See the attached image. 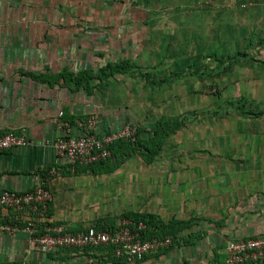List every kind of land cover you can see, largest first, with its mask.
<instances>
[{
  "label": "crops",
  "instance_id": "1",
  "mask_svg": "<svg viewBox=\"0 0 264 264\" xmlns=\"http://www.w3.org/2000/svg\"><path fill=\"white\" fill-rule=\"evenodd\" d=\"M179 9L177 0H0V132L29 140L0 151V191L43 182L53 194L34 208L0 207V226L15 227L0 228V264H226L227 239L264 231V152L247 170L165 150L138 170L144 192L130 205L113 198L130 169L72 167L52 148L59 111L73 130L92 115L95 132L130 123L142 139L153 134L164 120L156 80L186 45ZM127 212L153 220L146 235L169 243L129 263L107 245L45 250L32 241L56 225L115 227Z\"/></svg>",
  "mask_w": 264,
  "mask_h": 264
},
{
  "label": "rangeland",
  "instance_id": "2",
  "mask_svg": "<svg viewBox=\"0 0 264 264\" xmlns=\"http://www.w3.org/2000/svg\"><path fill=\"white\" fill-rule=\"evenodd\" d=\"M177 5L179 34L183 29L185 35L178 39L186 45L173 71L156 80L161 86L156 99L164 104V120L179 123L155 143V159L146 161L137 151L108 159L110 169L134 172L115 181L113 198L119 203L137 202L144 192L138 170L154 167L165 150L207 155L194 159L207 167L226 162L225 167L247 170L253 153L264 152V0H177Z\"/></svg>",
  "mask_w": 264,
  "mask_h": 264
},
{
  "label": "built area",
  "instance_id": "3",
  "mask_svg": "<svg viewBox=\"0 0 264 264\" xmlns=\"http://www.w3.org/2000/svg\"><path fill=\"white\" fill-rule=\"evenodd\" d=\"M95 119L92 115L76 121L75 128L59 111L55 126L57 133L52 141V148L57 157L63 158L72 167L90 165L111 156L110 146L118 140L134 141L137 127L125 123L118 129L95 132ZM29 143L24 134L14 131L0 132V151L17 145ZM53 198L51 190L40 182L29 190L0 191V207L23 208L45 205ZM146 223L123 218L118 225L111 228H99L89 225L83 229L69 230L60 225L46 227L35 234L32 241L45 250L62 247L82 248L85 246L107 245L113 254L129 263L141 260L149 251L169 243V237L144 238L142 231ZM0 228L14 231L12 225ZM226 264H245L264 262V231L240 238L227 239L224 243Z\"/></svg>",
  "mask_w": 264,
  "mask_h": 264
},
{
  "label": "trees",
  "instance_id": "4",
  "mask_svg": "<svg viewBox=\"0 0 264 264\" xmlns=\"http://www.w3.org/2000/svg\"><path fill=\"white\" fill-rule=\"evenodd\" d=\"M238 54H235L233 56H231L229 59V63L233 60L236 59V56ZM260 112H257L255 114H259ZM177 123H179V120H175L174 123L170 124L164 120L158 121L156 123V126L153 130V134L149 137H147V139H142L138 132H137V136L136 139L134 141H125V140H118L115 143H113L110 146L111 149V156H114V154L116 153V150L122 148H125L126 151H137L138 153H140V155L147 161H150L154 158L155 154L157 153V146H156V142L158 141L156 138H160V137H164V135L173 132L176 129V125ZM138 131V129H137ZM109 157V158H110ZM109 158H106L105 160H101L99 162L90 164V165H75V167H81V168H87V167H94V166H101V165H105L107 164V161ZM124 216L126 218H130L133 219L135 221L138 220H142L146 223V227L144 228V230L142 231V236L144 238H153L155 236H158L157 234H153L154 236H147L146 233L149 230L151 225H154L155 222L151 219H149L148 217L139 214V213H128V214H124ZM181 223V222H180ZM183 223V222H182ZM157 225V224H155ZM161 227V226H160ZM245 264H264V262L262 263H245Z\"/></svg>",
  "mask_w": 264,
  "mask_h": 264
}]
</instances>
